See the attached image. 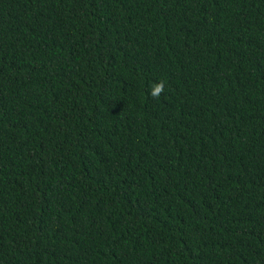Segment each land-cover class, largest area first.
Instances as JSON below:
<instances>
[{
	"label": "trees",
	"instance_id": "16d2710c",
	"mask_svg": "<svg viewBox=\"0 0 264 264\" xmlns=\"http://www.w3.org/2000/svg\"><path fill=\"white\" fill-rule=\"evenodd\" d=\"M0 264H264V0H0Z\"/></svg>",
	"mask_w": 264,
	"mask_h": 264
},
{
	"label": "clouds",
	"instance_id": "9594fccd",
	"mask_svg": "<svg viewBox=\"0 0 264 264\" xmlns=\"http://www.w3.org/2000/svg\"><path fill=\"white\" fill-rule=\"evenodd\" d=\"M164 92V81L154 83L150 90L149 95L155 99H159L161 94Z\"/></svg>",
	"mask_w": 264,
	"mask_h": 264
}]
</instances>
